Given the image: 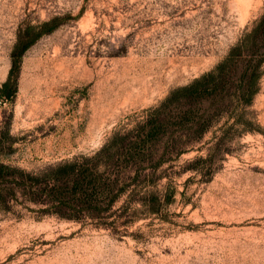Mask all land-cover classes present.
<instances>
[{
	"label": "rangeland",
	"instance_id": "rangeland-1",
	"mask_svg": "<svg viewBox=\"0 0 264 264\" xmlns=\"http://www.w3.org/2000/svg\"><path fill=\"white\" fill-rule=\"evenodd\" d=\"M263 12L264 0H0V87L17 36L63 19L23 53L12 99L0 97V130L16 138L5 162L37 171L97 150L211 70ZM248 110L256 131L228 141L211 174L189 169L210 132L173 164L166 221L140 220L118 237L0 213V264H264V74Z\"/></svg>",
	"mask_w": 264,
	"mask_h": 264
},
{
	"label": "trees",
	"instance_id": "trees-1",
	"mask_svg": "<svg viewBox=\"0 0 264 264\" xmlns=\"http://www.w3.org/2000/svg\"><path fill=\"white\" fill-rule=\"evenodd\" d=\"M61 20L54 17L28 26L17 36L7 79L0 87L5 101L16 91L15 72L23 53ZM32 30L38 32L32 36ZM263 74L264 12L211 70L170 90L158 105L143 111L141 120L114 130L95 151L27 171L5 162L15 152L16 138L8 127L1 129L0 213L17 220L28 213L36 219L48 216L82 227L91 224L118 237L140 220L166 221L177 193L171 181L173 164L195 148L200 152L198 145L210 132L206 155L189 163L190 170L205 177L228 141L255 132L248 109ZM165 164L167 169L161 170ZM164 176L167 182L158 189Z\"/></svg>",
	"mask_w": 264,
	"mask_h": 264
}]
</instances>
